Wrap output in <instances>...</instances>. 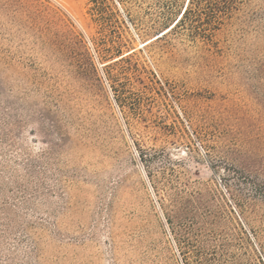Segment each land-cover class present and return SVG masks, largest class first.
Here are the masks:
<instances>
[{"label": "rangeland", "instance_id": "obj_1", "mask_svg": "<svg viewBox=\"0 0 264 264\" xmlns=\"http://www.w3.org/2000/svg\"><path fill=\"white\" fill-rule=\"evenodd\" d=\"M187 3L0 0V264H264V0Z\"/></svg>", "mask_w": 264, "mask_h": 264}, {"label": "trees", "instance_id": "obj_2", "mask_svg": "<svg viewBox=\"0 0 264 264\" xmlns=\"http://www.w3.org/2000/svg\"><path fill=\"white\" fill-rule=\"evenodd\" d=\"M241 0H188L187 6L185 7V10L181 16V18L177 21L174 27L178 25H182L185 20L192 14V6H197L198 11L195 15L196 18V25L192 26L193 33H198L200 30V26H198L201 23L202 14L203 11L201 9L202 4H210L215 5L216 10L212 12L211 16L215 19L214 23L217 22L218 24H221V20L228 16V14L234 9L235 5L239 3ZM173 27V28H174ZM211 29H216V26L211 25Z\"/></svg>", "mask_w": 264, "mask_h": 264}]
</instances>
